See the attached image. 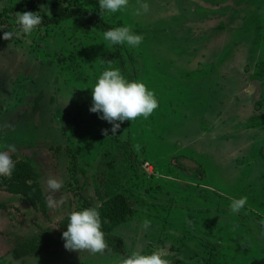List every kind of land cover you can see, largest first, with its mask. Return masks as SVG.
Returning a JSON list of instances; mask_svg holds the SVG:
<instances>
[{"label":"rangeland","instance_id":"374dc122","mask_svg":"<svg viewBox=\"0 0 264 264\" xmlns=\"http://www.w3.org/2000/svg\"><path fill=\"white\" fill-rule=\"evenodd\" d=\"M25 1L0 0V151L14 144L11 158L29 160L39 176L32 197L0 188V264H117V253L53 244L59 221L80 202L79 191L68 186L76 184L65 146L78 157V184L95 200V167L113 137L129 142L135 157L125 164L122 190L136 212L114 230L128 255L160 246L168 260L187 264L264 261V0H143L150 11L139 16L137 0L116 13L101 12L99 0H47L20 12L83 4L114 28L142 35L138 47L110 43L107 30L84 17L2 39L5 31L19 32L18 11L9 7ZM102 61L144 83L158 101L147 119L117 122L115 136L101 114L89 111L91 89L108 67ZM49 175L63 181L55 195L66 203L57 209L45 199ZM241 197L247 203L233 213L230 204ZM145 219L151 225L142 230ZM38 236L51 245L12 256L16 243Z\"/></svg>","mask_w":264,"mask_h":264},{"label":"clouds","instance_id":"9594fccd","mask_svg":"<svg viewBox=\"0 0 264 264\" xmlns=\"http://www.w3.org/2000/svg\"><path fill=\"white\" fill-rule=\"evenodd\" d=\"M138 7L134 14L139 16L150 11V5L143 0H137ZM129 0H99L101 12L116 13L126 9ZM17 24L19 32L12 33L5 31L2 39L11 40L13 35L31 34L42 23L39 12L25 11L17 12ZM104 39L112 44H127L131 47H138L143 42V36L137 35L129 27L121 26L109 29L104 32ZM108 67L98 77L91 89L92 105L89 111L99 113L100 119L112 125L110 131L115 136L120 128V123L133 121L143 117L147 119L158 107L155 93L147 86L138 81H128L121 74L119 69L111 67L112 61H102ZM120 122V123H117ZM10 126V125H5ZM102 134L108 137L109 129H102ZM7 151H0V176L11 177L15 164L9 153L17 151L14 144L5 146ZM139 146H137L138 149ZM47 193L45 199L51 209H57L66 203L63 195L59 198L56 193L63 187V181L55 176L49 175L45 181ZM247 197L233 199L230 210L233 213L239 211L246 205ZM98 207H89L79 211H72L68 216L67 230L62 233L64 248L68 251L87 252L91 255L101 254L110 251L105 240V234L101 230L102 222ZM107 223V221H104ZM151 221L145 219L141 223V229L147 230ZM170 255L167 248L157 246L150 254H143L142 251H133L130 255L122 256L117 264H171L166 257Z\"/></svg>","mask_w":264,"mask_h":264},{"label":"trees","instance_id":"16d2710c","mask_svg":"<svg viewBox=\"0 0 264 264\" xmlns=\"http://www.w3.org/2000/svg\"><path fill=\"white\" fill-rule=\"evenodd\" d=\"M47 0H26L24 5H13L9 7V11L22 12L26 8L36 9V3L45 2ZM42 23L39 26L56 25L62 21L69 20L75 17H84L87 24L98 27L102 30L113 29L114 23L103 18L100 11H95L83 4H69L57 11L49 14L41 13ZM3 11H0V20L2 19ZM114 24V25H112ZM118 58V64L121 70L125 68V60L121 52L116 53ZM114 145V146H112ZM68 156L67 169L70 174V180L68 186L72 190L79 191V205L76 211L94 207L99 205L98 211L100 213L102 227L101 230L105 234V240L108 244L110 251L120 254L121 256H127L128 253L125 249L123 239L115 234L114 230L121 225L129 221L136 212L133 200L122 190L123 180L126 177V163H131L135 160L133 151L129 142L119 140L115 137L107 141L100 153L98 162L94 171V194L95 200H92L85 187L78 184L79 181V162L76 153L65 146ZM260 153L264 154V147L259 149ZM175 158H172L171 163L175 166ZM177 159V158H176ZM15 167L13 169L11 177L0 176V188L12 193H18L27 197H32L36 191L34 186L35 180L38 178V172L35 170L32 163L24 158L12 159ZM181 169H191L185 164H181ZM195 168V165L192 167ZM204 171H202L203 173ZM203 175V174H202ZM104 221H107L105 223ZM68 217L59 221L60 233L56 239H53L55 247H64V240L61 238L62 233L67 230ZM51 245L50 239H46L43 236H38L30 239H25L16 243L11 248V254L14 257H20L26 254L39 253L45 247ZM171 264H187L184 260L173 257L169 259ZM254 264H264V261L255 262Z\"/></svg>","mask_w":264,"mask_h":264}]
</instances>
